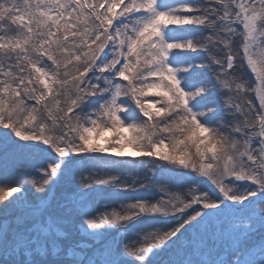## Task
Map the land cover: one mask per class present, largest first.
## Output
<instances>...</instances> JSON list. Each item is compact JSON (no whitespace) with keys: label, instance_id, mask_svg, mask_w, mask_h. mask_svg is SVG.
Listing matches in <instances>:
<instances>
[{"label":"snow or ice","instance_id":"obj_1","mask_svg":"<svg viewBox=\"0 0 264 264\" xmlns=\"http://www.w3.org/2000/svg\"><path fill=\"white\" fill-rule=\"evenodd\" d=\"M0 264H264V0H0Z\"/></svg>","mask_w":264,"mask_h":264},{"label":"rangeland","instance_id":"obj_2","mask_svg":"<svg viewBox=\"0 0 264 264\" xmlns=\"http://www.w3.org/2000/svg\"><path fill=\"white\" fill-rule=\"evenodd\" d=\"M106 135H108V134L106 133Z\"/></svg>","mask_w":264,"mask_h":264}]
</instances>
